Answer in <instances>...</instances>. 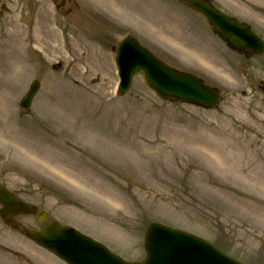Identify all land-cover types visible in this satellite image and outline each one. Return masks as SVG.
Masks as SVG:
<instances>
[{"label":"rangeland","instance_id":"rangeland-1","mask_svg":"<svg viewBox=\"0 0 264 264\" xmlns=\"http://www.w3.org/2000/svg\"><path fill=\"white\" fill-rule=\"evenodd\" d=\"M103 1L3 0L0 183L44 209L49 221L127 260L145 257L146 229L159 222L195 233L244 264H264V188L234 173L264 172V55L219 41L207 19L184 3L118 0L126 13L120 16ZM212 1L264 40V0ZM128 35L204 78L222 93L220 105L204 110L163 101L143 73L119 95L112 47ZM34 79L42 86L24 111L19 103ZM6 126L11 135L3 134ZM35 218L17 217L27 230H39ZM2 227L5 244L12 233ZM14 236L8 243L30 260L63 264L21 233ZM20 261L0 250V264Z\"/></svg>","mask_w":264,"mask_h":264},{"label":"water","instance_id":"water-1","mask_svg":"<svg viewBox=\"0 0 264 264\" xmlns=\"http://www.w3.org/2000/svg\"><path fill=\"white\" fill-rule=\"evenodd\" d=\"M185 1L192 8L206 15L217 30L232 44L257 53L264 51V43L247 27L205 2ZM117 65L122 93L130 88L134 74L143 70L148 86L163 99L195 103L206 108L218 104V92L208 88L198 79L177 73L162 64L132 38L126 39L120 45ZM39 86L38 81L33 82L22 100L21 105L24 108L31 105ZM2 194H0V200L13 204L11 201L14 200L8 193L2 192ZM15 203L23 210H32L28 205ZM29 236L70 264H241L206 240L158 223H153L148 227L146 233L148 256L143 263L125 262L100 243L56 221L46 225L42 233L31 232Z\"/></svg>","mask_w":264,"mask_h":264},{"label":"bare ground","instance_id":"bare-ground-1","mask_svg":"<svg viewBox=\"0 0 264 264\" xmlns=\"http://www.w3.org/2000/svg\"><path fill=\"white\" fill-rule=\"evenodd\" d=\"M104 3H105V5H106V7L109 9V10H111L112 12H113V14H116V15H120V16H125L126 15V13H125V11H124V9L122 8H120L119 7V2H118V0H113V2H110V1H106V0H104L103 1ZM130 16V15H129ZM43 46V45H42ZM60 46H61V42H60ZM43 48H44V50H48V47H44L43 46ZM53 49L54 50H58L59 51V47L58 46H53ZM58 51L57 52H52V53H54V54H57L58 53ZM47 52H49V51H47ZM50 53V52H49ZM51 54V53H50ZM61 57V56H60ZM259 109L260 108H258L257 109V111L256 112H259ZM255 113V112H254ZM256 117L258 118L259 116H258V114H256ZM262 117H264L263 115L262 116H260V118H262ZM7 128H5L4 127V129H3V134L4 135H11L12 134V131L9 129V127L8 126H6ZM209 150H210V152L213 154V153H216V151L215 150H213V149H210L209 148ZM224 164V163H223ZM225 165V164H224ZM229 168H231V169H233L234 170V168L232 167V166H228ZM235 174H238V176L241 178V179H243L246 183H248V184H252L253 186H255V187H259L260 189L261 188H264V180H259V181H257V180H255L254 178H249L248 177V175H252V176H254V177H262V179H264V172H262L261 170H256V169H253L252 171H251V174H246L245 173V171L243 170V169H239V170H236L235 172H234ZM71 177H73V176H71ZM75 177V176H74Z\"/></svg>","mask_w":264,"mask_h":264},{"label":"flooded vegetation","instance_id":"flooded-vegetation-1","mask_svg":"<svg viewBox=\"0 0 264 264\" xmlns=\"http://www.w3.org/2000/svg\"><path fill=\"white\" fill-rule=\"evenodd\" d=\"M63 4H64V2H63ZM2 208V207H1ZM0 212H1V210H0ZM13 218H15V216H12ZM2 220V219H1Z\"/></svg>","mask_w":264,"mask_h":264}]
</instances>
